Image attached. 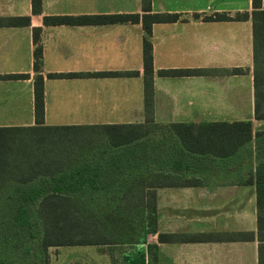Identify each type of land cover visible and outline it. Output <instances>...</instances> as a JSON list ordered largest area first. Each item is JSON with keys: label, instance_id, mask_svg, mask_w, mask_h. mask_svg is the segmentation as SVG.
<instances>
[{"label": "trees", "instance_id": "16d2710c", "mask_svg": "<svg viewBox=\"0 0 264 264\" xmlns=\"http://www.w3.org/2000/svg\"><path fill=\"white\" fill-rule=\"evenodd\" d=\"M40 13L42 0H31ZM250 12L208 19L250 20L252 26L253 118L205 122H157L150 40L155 22L176 15L143 14L45 16L44 25L137 23L142 43L144 121L102 125L44 124L41 27H33L35 124L0 126V264H49L50 247L106 246L115 264H158L159 243L258 241L264 264V8L251 0ZM29 16L0 17V26H29ZM161 76L243 73L240 68L162 69ZM134 76L138 71H104ZM27 74L0 75L25 78ZM239 168L235 184L255 186L256 232L166 233L158 231L157 188L197 186L223 168ZM242 169V170H241ZM122 254V256H120Z\"/></svg>", "mask_w": 264, "mask_h": 264}, {"label": "crops", "instance_id": "0c3cea01", "mask_svg": "<svg viewBox=\"0 0 264 264\" xmlns=\"http://www.w3.org/2000/svg\"><path fill=\"white\" fill-rule=\"evenodd\" d=\"M251 8V0H151L150 13L176 15L174 21L151 26L155 121H221L202 120L201 115L239 113L222 121L251 120L253 130L260 129L261 122L253 118L251 21L213 19L217 13L232 17ZM135 13L143 14L141 0H42L37 14L32 13L31 0H0V17L30 18L29 26H0V75H28L0 78V126L35 124L33 27H41L44 124L143 122L141 20L43 24L45 16ZM196 68H240L243 73L174 77L158 73ZM104 71H138V75L97 74ZM245 102L248 115L241 114ZM238 170L223 168L197 186L157 188L158 231L256 232L255 186L235 184ZM148 241L158 245V264H258L257 239L159 243L156 233ZM82 263L115 264L106 246L86 251Z\"/></svg>", "mask_w": 264, "mask_h": 264}, {"label": "rangeland", "instance_id": "374dc122", "mask_svg": "<svg viewBox=\"0 0 264 264\" xmlns=\"http://www.w3.org/2000/svg\"><path fill=\"white\" fill-rule=\"evenodd\" d=\"M249 107V106H248ZM248 107L243 104L242 109L243 112L241 114L248 115ZM201 114V113H200ZM239 113H212L208 115V113L202 114V120H212L213 118H218L217 120H232L233 116H238ZM189 116H193L194 113H188ZM192 118V117H191ZM260 128L262 126H259ZM162 207V200L160 199V208ZM57 247H50L48 249L50 262L49 264H83L84 255L86 251L89 249H93L94 246H62L58 248V252H54Z\"/></svg>", "mask_w": 264, "mask_h": 264}]
</instances>
